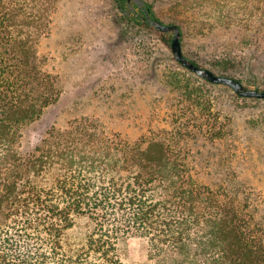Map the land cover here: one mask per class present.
I'll list each match as a JSON object with an SVG mask.
<instances>
[{"label": "trees", "instance_id": "obj_1", "mask_svg": "<svg viewBox=\"0 0 264 264\" xmlns=\"http://www.w3.org/2000/svg\"><path fill=\"white\" fill-rule=\"evenodd\" d=\"M193 1L204 13L218 6ZM56 3L0 0V264H130L122 246L132 238L144 240L153 264H264V221L198 182L164 136L130 142L77 118L25 144L24 128L63 94L38 51ZM228 8L222 20L235 18Z\"/></svg>", "mask_w": 264, "mask_h": 264}, {"label": "rangeland", "instance_id": "obj_2", "mask_svg": "<svg viewBox=\"0 0 264 264\" xmlns=\"http://www.w3.org/2000/svg\"><path fill=\"white\" fill-rule=\"evenodd\" d=\"M144 1L163 21L184 27L189 58L264 90V0H207L218 5L207 13L191 0ZM231 6L235 18L222 20ZM136 14L134 1L123 11L115 0H57L38 51L63 94L24 128L25 144L36 143L49 125L67 127L77 118L95 119L130 142L161 135L182 151L198 182L264 221V99L184 68L162 32L141 25ZM147 252L140 238L122 246L130 264H153Z\"/></svg>", "mask_w": 264, "mask_h": 264}, {"label": "water", "instance_id": "obj_3", "mask_svg": "<svg viewBox=\"0 0 264 264\" xmlns=\"http://www.w3.org/2000/svg\"><path fill=\"white\" fill-rule=\"evenodd\" d=\"M134 1L139 8L145 9L146 17L152 27L155 29L172 34V51L179 63H181L186 68L194 71L199 76L217 84H226L232 87L238 94L245 97H255L264 99V90L259 88H251L245 85L240 79L219 74L208 67H203L196 64L191 58H189L184 50L182 44V29L177 23H167L158 17H153L149 9L145 8L146 2L144 0H130Z\"/></svg>", "mask_w": 264, "mask_h": 264}, {"label": "flooded vegetation", "instance_id": "obj_4", "mask_svg": "<svg viewBox=\"0 0 264 264\" xmlns=\"http://www.w3.org/2000/svg\"><path fill=\"white\" fill-rule=\"evenodd\" d=\"M131 2H132V1L129 0L130 5H131ZM133 9L135 10V8H133ZM140 9H141V8H140ZM143 10H145V9L143 8Z\"/></svg>", "mask_w": 264, "mask_h": 264}]
</instances>
